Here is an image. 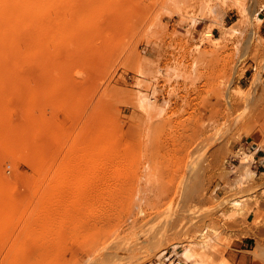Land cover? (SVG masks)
<instances>
[{"label":"rangeland","instance_id":"obj_1","mask_svg":"<svg viewBox=\"0 0 264 264\" xmlns=\"http://www.w3.org/2000/svg\"><path fill=\"white\" fill-rule=\"evenodd\" d=\"M36 3L0 44V264H264V0Z\"/></svg>","mask_w":264,"mask_h":264},{"label":"bare ground","instance_id":"obj_2","mask_svg":"<svg viewBox=\"0 0 264 264\" xmlns=\"http://www.w3.org/2000/svg\"><path fill=\"white\" fill-rule=\"evenodd\" d=\"M36 2H37V0H0V44H3V43L9 44V49L11 52H12V48H15L14 46H12V44H15V42L18 40V32H19L18 30L20 29V26L22 24L25 25L27 22H31L32 13H33L34 9L36 8L35 6L37 5ZM73 10H74V8H73ZM73 10H71V11H73ZM82 11H83V9L81 7H77L76 10H74L73 15H74V13H77L79 15ZM72 21H75V20H72ZM67 26H69V25H67ZM59 28L62 29L63 26H60ZM64 30L68 31V29L66 30V28ZM29 35H30V33H29ZM206 36H208V34H206ZM9 49H8V51H9ZM13 51H16V49H14ZM0 54H1V50H0ZM5 135L6 134H4V132L2 133L0 131L1 146L3 145L4 147H8V146L10 147L11 146L10 144L11 143L14 144L15 142L11 141L10 138L9 139L5 138V137H7V135L6 136ZM110 137H108L106 134H98V133L95 136L89 135V136L85 137L84 142L81 144L83 147V148L81 147L82 148L81 150H83V151L80 150V152H82V153H80V152L79 153L83 156V158L88 157V158L94 159L98 155L97 151L99 149H101L102 147L107 148V147L112 145L113 139L111 137V139H112L111 140ZM80 158H81V156H80ZM61 179L62 178H60L59 180H61ZM61 182H60V184L53 185L51 188V191L47 194L46 198H42V201L45 199V200H47V203H50L51 205L53 204L52 206H54L55 204L57 205V203L64 201L61 199L62 197H60L61 194H63L60 192H61L62 188L64 187L63 183L61 184ZM78 184H80V183L78 182ZM60 199L62 201H60ZM0 202L5 203L6 201L3 198H1ZM47 215H45V216H47ZM184 257L189 258L190 257L189 252H186ZM171 258H172V255L170 257H168L166 260L172 261V260H170ZM177 264H180V263H177Z\"/></svg>","mask_w":264,"mask_h":264},{"label":"built area","instance_id":"obj_3","mask_svg":"<svg viewBox=\"0 0 264 264\" xmlns=\"http://www.w3.org/2000/svg\"><path fill=\"white\" fill-rule=\"evenodd\" d=\"M166 253V252H165ZM171 255H169V256H167V257H165V262H163V263H160V264H166L167 262H169L168 264H177L178 262H174V259H172V261H167L166 259L168 258V257H170ZM158 264V263H157Z\"/></svg>","mask_w":264,"mask_h":264},{"label":"crops","instance_id":"obj_4","mask_svg":"<svg viewBox=\"0 0 264 264\" xmlns=\"http://www.w3.org/2000/svg\"><path fill=\"white\" fill-rule=\"evenodd\" d=\"M261 29V28H260Z\"/></svg>","mask_w":264,"mask_h":264}]
</instances>
